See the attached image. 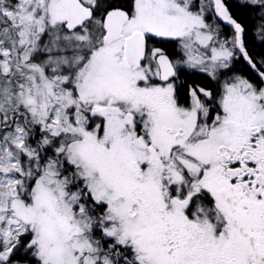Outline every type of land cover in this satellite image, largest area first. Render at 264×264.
<instances>
[{
  "label": "snow or ice",
  "instance_id": "1",
  "mask_svg": "<svg viewBox=\"0 0 264 264\" xmlns=\"http://www.w3.org/2000/svg\"><path fill=\"white\" fill-rule=\"evenodd\" d=\"M231 7L0 0V264H264V51ZM235 7L264 46V0Z\"/></svg>",
  "mask_w": 264,
  "mask_h": 264
},
{
  "label": "flooded vegetation",
  "instance_id": "2",
  "mask_svg": "<svg viewBox=\"0 0 264 264\" xmlns=\"http://www.w3.org/2000/svg\"><path fill=\"white\" fill-rule=\"evenodd\" d=\"M226 3L229 4V5H232V7L230 9L232 11V9H235V10L237 9V7H235V5L237 3H239V0H226ZM253 13L254 12L250 11L246 15V18H247V20L249 18L250 21L252 19V23H253L252 28H254V30L251 31V29H252L251 27H250L249 30L247 29L245 38H246V41H247V43L249 44L250 47H253L256 52H261V51H264V46L258 45V43H257V40H259L258 30H259V26L261 24V21L259 20V15L260 14L259 13H254L253 14ZM224 33H225V35L229 36V38H230V35H231L230 30L225 28L224 29Z\"/></svg>",
  "mask_w": 264,
  "mask_h": 264
},
{
  "label": "trees",
  "instance_id": "3",
  "mask_svg": "<svg viewBox=\"0 0 264 264\" xmlns=\"http://www.w3.org/2000/svg\"><path fill=\"white\" fill-rule=\"evenodd\" d=\"M232 11L235 12V13H237L238 17H240V18L243 19V22H244V24L246 25V27H247L248 30L250 29V27L252 28V25H253V23H252V19H251V21H250L249 18H248V20H249V21H248L247 18H246V15H247L250 11L245 12V11L239 9V8H237L236 10H235V9H232ZM254 13H258V12H254ZM254 13H253V14H254ZM259 20H260V19H259ZM252 30H254V28H252L251 31H252ZM257 43H258V45H262L261 42H260V40H257Z\"/></svg>",
  "mask_w": 264,
  "mask_h": 264
}]
</instances>
